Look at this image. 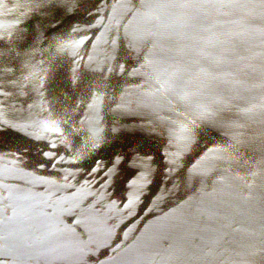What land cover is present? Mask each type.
Here are the masks:
<instances>
[{"label": "water", "instance_id": "1", "mask_svg": "<svg viewBox=\"0 0 264 264\" xmlns=\"http://www.w3.org/2000/svg\"><path fill=\"white\" fill-rule=\"evenodd\" d=\"M0 264H264V0H0Z\"/></svg>", "mask_w": 264, "mask_h": 264}]
</instances>
